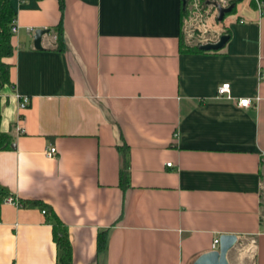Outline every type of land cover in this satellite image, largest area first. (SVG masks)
Masks as SVG:
<instances>
[{"label": "crops", "instance_id": "obj_1", "mask_svg": "<svg viewBox=\"0 0 264 264\" xmlns=\"http://www.w3.org/2000/svg\"><path fill=\"white\" fill-rule=\"evenodd\" d=\"M63 2L12 1L0 193L24 206L0 207V264H56L52 217L72 264H193L222 235L236 237L228 264H264V14L239 1L224 47L189 53L182 0ZM224 83L233 100L217 97ZM255 96L252 109L235 104Z\"/></svg>", "mask_w": 264, "mask_h": 264}, {"label": "trees", "instance_id": "obj_2", "mask_svg": "<svg viewBox=\"0 0 264 264\" xmlns=\"http://www.w3.org/2000/svg\"><path fill=\"white\" fill-rule=\"evenodd\" d=\"M13 0H0V91L2 88L10 85V68L7 60L13 56L14 49L11 44L12 34L11 27L16 20V14L12 8ZM241 0H235L234 5ZM264 7V0H258ZM60 11L62 12L64 7L63 0H57ZM251 3L255 5L254 0ZM234 7V6H233ZM234 8L232 9L233 12ZM264 14V13H263ZM54 31L56 32L57 47L58 50L63 51L65 49V39L62 31L61 24L59 23ZM182 51L189 53L201 52L200 48L183 49ZM1 108L2 100L0 97V121H1ZM12 148V138L10 135L2 133L0 131V151H7ZM122 155V167L120 170V186L125 189L127 187L128 180V160L125 148H120ZM6 195L0 193V207L2 200ZM25 204V203H24ZM28 204V203H26ZM25 204V205H26ZM53 221V240L58 250V259L56 264H72L71 262V247L68 239L67 232L61 222L52 217ZM103 246L102 238H98V249L101 250Z\"/></svg>", "mask_w": 264, "mask_h": 264}, {"label": "rangeland", "instance_id": "obj_3", "mask_svg": "<svg viewBox=\"0 0 264 264\" xmlns=\"http://www.w3.org/2000/svg\"><path fill=\"white\" fill-rule=\"evenodd\" d=\"M235 0H182L180 45L182 49L213 45L225 33L220 10L234 6ZM233 9V7H232Z\"/></svg>", "mask_w": 264, "mask_h": 264}, {"label": "built area", "instance_id": "obj_4", "mask_svg": "<svg viewBox=\"0 0 264 264\" xmlns=\"http://www.w3.org/2000/svg\"><path fill=\"white\" fill-rule=\"evenodd\" d=\"M256 7L258 8L260 13H264V7L262 3H260L258 0H254ZM11 34L14 36L17 31L18 27L16 23L14 22L11 27ZM257 81L259 84L264 83V75L261 72H258L257 74ZM217 97L218 98H226V99H232L230 97V84L224 83L217 89ZM16 100L18 101V109L20 112H24L28 106H29V99L26 97H19L18 95H15ZM233 100V99H232ZM235 104L237 107L241 109H252L256 106L258 101L260 100L259 96H255L254 98H238L234 99ZM21 119V118H20ZM16 131L18 133H21V129L19 127L16 128ZM57 155V150L55 147H50L44 152V156L47 159H53ZM167 167H171V163H168L166 165ZM2 204L12 205L17 208H22L24 205L21 201H19L16 197L12 195H6L3 200ZM42 214H45V211H42ZM219 247V238H215L211 244V251L218 250Z\"/></svg>", "mask_w": 264, "mask_h": 264}, {"label": "water", "instance_id": "obj_5", "mask_svg": "<svg viewBox=\"0 0 264 264\" xmlns=\"http://www.w3.org/2000/svg\"><path fill=\"white\" fill-rule=\"evenodd\" d=\"M232 7L227 9L220 10L219 20H222L225 14L231 12ZM47 30H37L34 33L33 45L35 49H39L40 37L47 33ZM228 41V37L223 35L219 38V41L213 45H205L200 47L202 51H219L221 50L226 42ZM236 244V237L232 235H222L219 237V247L216 251L207 252L201 256H199L193 264H228L227 261V253L228 251L234 247Z\"/></svg>", "mask_w": 264, "mask_h": 264}]
</instances>
